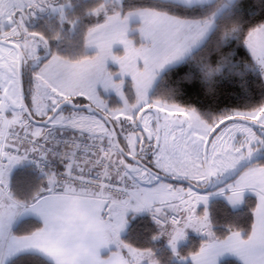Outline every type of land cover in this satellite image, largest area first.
<instances>
[{"label":"snow or ice","instance_id":"1","mask_svg":"<svg viewBox=\"0 0 264 264\" xmlns=\"http://www.w3.org/2000/svg\"><path fill=\"white\" fill-rule=\"evenodd\" d=\"M234 262L264 264V0H0V264Z\"/></svg>","mask_w":264,"mask_h":264},{"label":"trees","instance_id":"2","mask_svg":"<svg viewBox=\"0 0 264 264\" xmlns=\"http://www.w3.org/2000/svg\"><path fill=\"white\" fill-rule=\"evenodd\" d=\"M185 71V68L184 67H179V68H176V69H173L169 72H167L165 75H164V79L161 81V87H170V86H174L181 74ZM111 99L113 101H115L117 98L115 96H111ZM185 101L186 102H190V103H196L197 106L201 105V104H204L206 103V101L201 98V97H185ZM221 106H228L226 100L224 103L221 104ZM224 204V201L222 199H219V200H216L214 202V208H219V207H222ZM246 211V210H245ZM216 219L218 221V223L222 224L225 222V217L221 216V215H217L216 216ZM192 239L194 240H198V237H195V236H192ZM235 264V262H234Z\"/></svg>","mask_w":264,"mask_h":264},{"label":"rangeland","instance_id":"3","mask_svg":"<svg viewBox=\"0 0 264 264\" xmlns=\"http://www.w3.org/2000/svg\"><path fill=\"white\" fill-rule=\"evenodd\" d=\"M112 96H115L114 94ZM220 198H218L217 200H219ZM192 236H195L194 234ZM196 237V236H195Z\"/></svg>","mask_w":264,"mask_h":264}]
</instances>
